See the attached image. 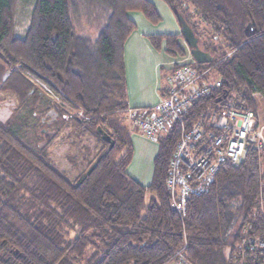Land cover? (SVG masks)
I'll return each mask as SVG.
<instances>
[{"label": "trees", "instance_id": "trees-1", "mask_svg": "<svg viewBox=\"0 0 264 264\" xmlns=\"http://www.w3.org/2000/svg\"><path fill=\"white\" fill-rule=\"evenodd\" d=\"M164 1L214 56L208 63L192 58L193 64L210 67L213 79L221 81L194 103L186 121L203 120L231 103L258 114L257 95L264 100V0ZM17 3L0 0V92L18 99L10 118L0 120V264H170L185 243L192 264H264L258 149L251 147L238 165L224 163L208 190L189 200L184 219L172 208L166 187L179 123L158 141L149 186L128 172L134 144L125 115V45L137 29L129 14L140 11L158 24L156 0H35L23 35L15 31ZM146 37L172 58L187 55L182 31ZM17 65L59 98L41 91L23 70L3 79L6 68ZM30 117L39 122L32 129L42 146L23 134ZM66 132L72 165L87 161L76 178L51 157ZM85 136L96 141L94 154L78 147Z\"/></svg>", "mask_w": 264, "mask_h": 264}, {"label": "built area", "instance_id": "built-area-1", "mask_svg": "<svg viewBox=\"0 0 264 264\" xmlns=\"http://www.w3.org/2000/svg\"><path fill=\"white\" fill-rule=\"evenodd\" d=\"M174 64L167 71L160 100L151 106H129L125 115L132 128L157 142L173 124H180L166 187L172 208L184 219L189 200L208 190L224 163H242L251 147L262 153L264 172V123L256 111L233 103L188 123L186 115L194 103L210 95L221 81L209 78L211 68L201 69L192 59ZM186 246L176 252L170 264H192Z\"/></svg>", "mask_w": 264, "mask_h": 264}, {"label": "rangeland", "instance_id": "rangeland-1", "mask_svg": "<svg viewBox=\"0 0 264 264\" xmlns=\"http://www.w3.org/2000/svg\"><path fill=\"white\" fill-rule=\"evenodd\" d=\"M35 0H18L16 10H15V31L18 35H23L25 31L27 30L30 20H31V12L34 6ZM158 11L162 17V20L158 24H154L152 22H149L145 16L140 12H131L129 15L134 21L137 23L140 32H147L150 29L151 34L155 33H176L179 29V22L177 21V18L173 14L170 7L166 4L164 0H156ZM138 13V14H135ZM137 15H141L143 17L144 23L147 24V28L143 27L141 18H138ZM206 24L203 23L202 26L204 27ZM148 29V30H147ZM154 30V31H153ZM182 31V30H181ZM195 32V31H194ZM149 33V34H150ZM181 33V32H180ZM198 37V36H197ZM199 38V37H198ZM182 44L186 48L187 55L183 58L175 59L169 56L164 50L161 51L160 56L162 58L163 64H170L174 60H181V61H188L193 58L190 47L185 42L184 39L181 40ZM199 39V44H200ZM154 59H150V57L145 58V70L147 74L152 73L153 69H151V66L154 65ZM1 62V61H0ZM23 70L28 76L35 81L40 90L46 93L51 98L58 99L59 95L57 92H55L52 87H50L47 83L41 81L38 79L34 74L31 73L27 68L22 69L20 65L9 67L3 73V79H6L12 71L14 70ZM163 72V71H162ZM163 73H161L162 77ZM215 73L210 72L209 78L213 79L215 77ZM152 78V77H151ZM162 79V78H161ZM165 80L162 79V84H164ZM128 83V79H127ZM149 79L148 76L144 78L143 80H140V84H137V87L131 92L134 95V98L138 100V102H141L140 104H143L142 102L148 101L153 97L154 90L149 86ZM129 92V91H128ZM0 92V120L7 121L10 116L12 115L13 111L17 109L18 107V99L12 95L11 93H3ZM130 94V96L132 95ZM258 96V114L260 115V120L264 122V100L262 96ZM132 98V97H131ZM130 100V98H129ZM35 125L38 127L39 122L34 119L33 117H30L28 121V128H26L23 132L25 135V138L32 141V144L35 146H42L43 141L39 140L34 136L33 129ZM33 126V127H32ZM41 132H45V128H41ZM132 138H133V144H134V157L131 162V164L128 167V172L135 177L137 180L141 181L145 186H149L153 179V173H154V159L158 153L159 144L157 141H153L149 139L147 136L142 135L141 133H138L137 131L133 130L131 128ZM72 139L67 138V132L62 133L59 138L57 139L53 149L51 150V157L54 159L55 164L57 167L66 172L67 175L70 178H76L86 167L87 161H84L82 159L79 160L78 164L76 166H73L68 158V151L72 150L73 145L71 143ZM88 147L91 149L92 153H95V146L96 141L93 138H90L89 136H85L82 139V142L78 145V147ZM75 150V149H74ZM263 185H264V177H263ZM262 193H264V187L262 188ZM152 194L150 191L147 192V197H150ZM264 200V196L262 198ZM264 247V246H263Z\"/></svg>", "mask_w": 264, "mask_h": 264}, {"label": "crops", "instance_id": "crops-1", "mask_svg": "<svg viewBox=\"0 0 264 264\" xmlns=\"http://www.w3.org/2000/svg\"><path fill=\"white\" fill-rule=\"evenodd\" d=\"M134 12H137V11H134ZM135 14H138V13H135ZM137 17L141 18L140 20L142 22L143 27L147 28V24L144 23L143 17L141 15H137ZM180 28L181 26L179 27V29ZM138 30H139V27L137 25V29L129 36L126 42V45H125V60H126V67H127L128 91H129V98H130L129 102H130V106H133V107L151 106L160 100L162 96L161 87H164V85L162 84L161 73L163 69L168 70L176 61L174 60L168 65L163 64L162 58L160 56L161 51L156 50L150 44L149 40L146 37V35L150 33V29L147 32H140V33H138ZM181 30L179 31L176 28V31H178L176 33H180ZM147 57H150V59L155 60L154 65L151 66V69H153V71L152 73H149V74L144 72L145 70L144 61H145V58ZM147 76L149 79V85L147 86L148 87L150 86L154 90V94L150 100L144 101L142 102L143 104H140L141 102H138V100L134 98V95L131 92L137 87V84L138 85L140 84V80H143ZM130 94L132 95L130 96ZM132 129L144 135L142 132L134 128Z\"/></svg>", "mask_w": 264, "mask_h": 264}, {"label": "water", "instance_id": "water-1", "mask_svg": "<svg viewBox=\"0 0 264 264\" xmlns=\"http://www.w3.org/2000/svg\"><path fill=\"white\" fill-rule=\"evenodd\" d=\"M179 19L181 23L182 33L184 35V40L190 47V52L194 60L198 63H208L213 61L214 56L211 54L210 51L203 50L200 47L199 38L196 36L193 28L189 25L186 19L181 14L179 15ZM248 28L250 30H253V27L250 24ZM102 133L104 139L108 142H111L112 144V140L109 138V136L105 132Z\"/></svg>", "mask_w": 264, "mask_h": 264}]
</instances>
